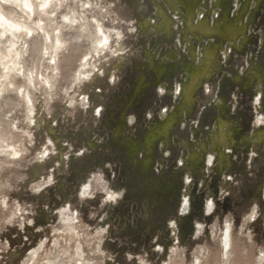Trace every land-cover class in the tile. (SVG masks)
Listing matches in <instances>:
<instances>
[{"label":"rangeland","instance_id":"rangeland-1","mask_svg":"<svg viewBox=\"0 0 264 264\" xmlns=\"http://www.w3.org/2000/svg\"><path fill=\"white\" fill-rule=\"evenodd\" d=\"M0 264H264V0H0Z\"/></svg>","mask_w":264,"mask_h":264},{"label":"bare ground","instance_id":"bare-ground-1","mask_svg":"<svg viewBox=\"0 0 264 264\" xmlns=\"http://www.w3.org/2000/svg\"><path fill=\"white\" fill-rule=\"evenodd\" d=\"M211 56L208 54V62H207V66L205 67L203 72H192L191 73V77L189 79V83L187 84V86L184 88V96H183V103H182V108L186 106V103L189 102V91L190 88L194 86V84L200 80V78H202L209 66V61H210ZM211 67V66H210ZM196 88V87H195ZM194 90V89H193ZM192 92V91H191ZM192 99V98H191ZM192 101V100H191ZM174 117L172 116L171 118H169L166 123L164 124L163 128H161L162 133H165L173 124L174 122ZM227 242V241H226ZM228 246V245H227Z\"/></svg>","mask_w":264,"mask_h":264},{"label":"flooded vegetation","instance_id":"flooded-vegetation-1","mask_svg":"<svg viewBox=\"0 0 264 264\" xmlns=\"http://www.w3.org/2000/svg\"><path fill=\"white\" fill-rule=\"evenodd\" d=\"M182 102H183V98H182ZM182 102H181V103H182ZM167 116H168V115H167ZM164 120H165V118H164Z\"/></svg>","mask_w":264,"mask_h":264}]
</instances>
